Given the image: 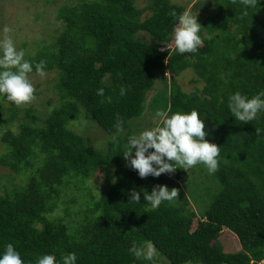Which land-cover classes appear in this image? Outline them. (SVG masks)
<instances>
[{"label": "trees", "instance_id": "obj_1", "mask_svg": "<svg viewBox=\"0 0 264 264\" xmlns=\"http://www.w3.org/2000/svg\"><path fill=\"white\" fill-rule=\"evenodd\" d=\"M135 2L42 0L41 12L54 7L49 14L59 22L49 21L47 38L34 41L32 51L26 41L19 48L33 72L41 60L44 71L55 72L57 97L48 100L42 118L29 103L16 106L0 97V164L20 181L10 189L0 183V251L13 243L26 262L45 252H54L57 260L75 252L77 264H149L128 249L133 241L151 240L158 250L154 261L162 264H260L264 112L241 123L231 116L227 100L236 91L250 97L264 89V0L247 15L240 0H196L193 9L205 14L197 17L202 44L184 54L173 46V28L186 5L148 0L137 7ZM41 12L33 18L41 20ZM138 32L151 41L138 38ZM186 69L193 71L194 84L201 83L191 92L177 81ZM158 80L163 89L151 102L157 113L197 110L205 138L220 147L213 173L217 189L203 211L181 184L191 169L142 179L123 159L127 136L141 131L137 122L146 94ZM101 88L103 95L97 94ZM18 113L24 120L15 124V131L12 120ZM87 120L108 134L105 149L70 127ZM98 173L107 187L96 197L85 182ZM70 185L79 194L68 191ZM155 185L176 188L177 199L152 209L143 193ZM132 189L140 192L139 203L129 202ZM191 201L199 212L190 209ZM60 206L64 215L51 218ZM70 216L76 219L67 221ZM225 231L236 237L235 250L221 243Z\"/></svg>", "mask_w": 264, "mask_h": 264}, {"label": "clouds", "instance_id": "obj_2", "mask_svg": "<svg viewBox=\"0 0 264 264\" xmlns=\"http://www.w3.org/2000/svg\"><path fill=\"white\" fill-rule=\"evenodd\" d=\"M247 15L248 9H256L261 0H240ZM201 24L197 16L190 12H182L177 17L173 28L175 50L179 54L197 51L202 44L199 32ZM5 35L0 38V97L22 106L34 98V86L28 74L33 72V64L24 58L23 49H17L13 38L8 35L10 29L5 26L0 29ZM35 71L44 76V61L35 64ZM97 94L103 95V89ZM125 94V88H120V95ZM228 109L231 116L239 122H252L264 112V89L252 96L236 91L228 97ZM162 117V123L155 127H147L136 134L127 136L123 159L140 178L149 175L159 177L161 174L173 173L177 168L188 170L197 164H203L209 174L218 169L220 147L209 142L205 137L204 119L200 118L197 110L177 111ZM122 130V123L116 125ZM129 202L141 201L140 192L135 189L129 192ZM178 197L176 188L169 189L166 185H155L151 192L143 193V200L152 209L158 208L163 202H171ZM128 251L136 260L148 261L152 264L158 255V250L151 240L142 243L133 241ZM264 260V259H263ZM262 260V261H263ZM260 261V262H262ZM0 264H77L75 252L62 254L57 260L54 252H45L35 260L25 261L13 243H6L0 251Z\"/></svg>", "mask_w": 264, "mask_h": 264}, {"label": "rangeland", "instance_id": "obj_3", "mask_svg": "<svg viewBox=\"0 0 264 264\" xmlns=\"http://www.w3.org/2000/svg\"><path fill=\"white\" fill-rule=\"evenodd\" d=\"M62 0H56V3H59ZM173 3L184 4L186 5L187 12H190L194 16H199L200 10L193 9L192 4L196 0H169ZM148 0H136L135 4L137 7H143L146 5ZM56 5V4H53ZM55 8H49L46 12L48 14H44L41 11L45 10V7L42 6V0H0V29L7 26L10 29L8 35H10L17 47L20 49V45L22 41H26L29 43L28 51L33 50L34 41H39L41 37L46 39V29H50L52 24L50 25L49 21H53V23H58L59 21L53 18V12ZM41 12L42 18L41 20H36L33 18V13ZM148 13V10L145 11ZM144 12V14H145ZM213 13V12H208ZM143 14V17H144ZM203 15H205L203 13ZM202 18V16H201ZM44 21H48L47 23H43ZM5 34L0 31V38H3ZM136 36L146 42H150V37L145 32H138ZM173 46H175L173 44ZM32 49V50H31ZM45 75L40 76L36 72L29 73V79L33 83L34 86V98L29 102V104L34 108L35 114L39 117H44L47 114L48 106L47 102L49 99H56V92L53 90L52 86V78L56 75L53 70L44 71ZM194 76V73L191 69H186L177 78V81L181 88L186 92H191L195 86L200 87L201 83L194 84L191 81V78ZM168 86V83H167ZM163 89V81L158 80L154 84L153 88L149 90L146 94V103L144 113L141 118L138 119V124L140 125L141 130L147 127H152L153 124H158L162 117L157 115V108L151 106L152 99L155 94ZM156 109V110H155ZM24 115L22 113H18L12 120L13 129L17 131L15 124L17 122L24 120ZM137 120V119H135ZM133 121V120H132ZM134 127V125H131ZM70 127L77 132H79L82 136L86 137L89 141V144H92L95 147L106 148L108 137L103 130L97 126L95 122L92 120H87L78 125L70 124ZM100 128V129H98ZM140 131V130H139ZM138 133V132H137ZM1 134L2 129L0 128V153L3 149L1 143ZM136 134V133H135ZM191 172L182 179L181 184L183 189L187 193V195L198 205L199 210H204L208 204L210 203L212 194L217 189V179L212 174H209L207 168L203 164H197L190 168ZM110 179V175L108 177ZM111 180V179H110ZM19 183V178L17 175L13 174L6 166L0 164V183L5 185L8 189H10L11 183ZM85 185L91 188L92 194L96 197L104 192L107 183L103 182L102 176L100 173L95 176H91L85 182ZM3 186L0 185V192L2 191ZM68 191L74 192V194H79L78 188L75 186H69ZM190 202V209L197 210V205ZM78 207V205H77ZM61 208V209H60ZM63 206H60L58 210H55L51 213V218H55L57 216L64 215V211L62 210ZM198 211V210H197ZM199 212V211H198ZM76 219V217H68L66 220L71 222ZM220 241L225 247L226 250H235L239 247V243L237 242L236 237L233 233L229 231H225L221 237ZM223 247V248H224ZM152 264H162L161 262H153ZM260 264H264V260L260 262Z\"/></svg>", "mask_w": 264, "mask_h": 264}]
</instances>
